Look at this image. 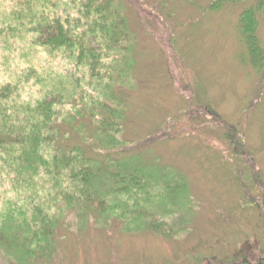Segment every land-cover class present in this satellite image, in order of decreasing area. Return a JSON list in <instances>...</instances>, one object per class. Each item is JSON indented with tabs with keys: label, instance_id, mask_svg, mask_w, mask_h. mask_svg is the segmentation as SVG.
Segmentation results:
<instances>
[{
	"label": "rangeland",
	"instance_id": "rangeland-1",
	"mask_svg": "<svg viewBox=\"0 0 264 264\" xmlns=\"http://www.w3.org/2000/svg\"><path fill=\"white\" fill-rule=\"evenodd\" d=\"M115 1L126 9L130 38L116 49L131 61L117 88L124 115L119 140L131 144L126 152L143 165L159 169L167 186H181L169 193L173 204L150 205L173 212L161 225L169 233L94 211L80 223L77 211L63 210L60 220L55 214L52 240L39 233L30 240L24 227L29 208L16 205L23 191L9 189L0 177V264H242L234 254L250 244L264 250V66L243 59L239 7L210 11L208 0ZM18 56L16 50L7 63L0 60V86L18 80L10 98L22 102L52 82L49 75L43 82L33 74L26 78ZM46 61V71L63 74ZM117 153L110 156L118 159ZM7 213L16 222L10 235L21 238L19 247L6 237Z\"/></svg>",
	"mask_w": 264,
	"mask_h": 264
},
{
	"label": "trees",
	"instance_id": "trees-1",
	"mask_svg": "<svg viewBox=\"0 0 264 264\" xmlns=\"http://www.w3.org/2000/svg\"><path fill=\"white\" fill-rule=\"evenodd\" d=\"M225 4L239 7L243 59L261 69L264 0H208L206 7L218 11ZM125 10L115 0H0V60L7 63L18 50L26 78L33 74L43 82L49 75L52 82L22 102L10 98L18 80L0 86V177L9 189L26 193L16 205L22 201L29 208L24 227L30 240L37 233L43 241L52 240L55 214L60 220L63 210L77 211L80 223L94 211L102 219L121 217L169 233L161 225L173 212H157L150 205L173 204L169 193L181 186H167L159 169L143 165L138 155L127 153L131 144L119 140L124 115L117 88L131 63L116 49L130 41ZM46 60L63 74L46 71ZM10 215L2 218L6 237L19 247L21 238L10 235L16 223ZM22 222L16 224L18 233Z\"/></svg>",
	"mask_w": 264,
	"mask_h": 264
},
{
	"label": "flooded vegetation",
	"instance_id": "flooded-vegetation-1",
	"mask_svg": "<svg viewBox=\"0 0 264 264\" xmlns=\"http://www.w3.org/2000/svg\"><path fill=\"white\" fill-rule=\"evenodd\" d=\"M252 245L253 244H250L246 251L234 254V259H238V256L241 255V257H240L241 259L238 261L239 263H242V264H264V250L259 249V247L256 245L255 246H252ZM245 252H246V254H245ZM236 262H237V260H235L233 263L236 264Z\"/></svg>",
	"mask_w": 264,
	"mask_h": 264
}]
</instances>
